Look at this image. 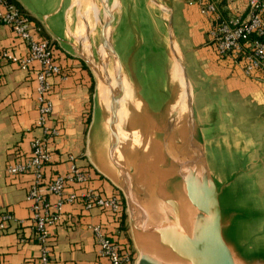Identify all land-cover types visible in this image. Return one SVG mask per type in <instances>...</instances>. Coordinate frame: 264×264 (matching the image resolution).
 Masks as SVG:
<instances>
[{
	"label": "water",
	"instance_id": "obj_1",
	"mask_svg": "<svg viewBox=\"0 0 264 264\" xmlns=\"http://www.w3.org/2000/svg\"><path fill=\"white\" fill-rule=\"evenodd\" d=\"M144 1L167 17L161 36L149 20V34L129 27L113 43L100 0L97 34L77 9L72 41L55 39L93 80L85 158L123 200L134 264H264L260 160L199 116L172 9Z\"/></svg>",
	"mask_w": 264,
	"mask_h": 264
},
{
	"label": "crops",
	"instance_id": "obj_2",
	"mask_svg": "<svg viewBox=\"0 0 264 264\" xmlns=\"http://www.w3.org/2000/svg\"><path fill=\"white\" fill-rule=\"evenodd\" d=\"M8 1L38 23L40 35L55 45L61 68V76L48 80L52 112L46 126L56 128L59 137L49 145L51 163L44 168V185L40 192L45 193L46 184L54 177L64 176L74 167L86 175V181L66 185L64 195L87 191L110 195L111 185L93 171L85 158V121L88 109H92V77L66 45L55 41H72L77 28L75 4H79L78 0ZM167 1L184 64L198 90L195 105L199 116L204 120L217 117L218 141L254 151L255 160H260L256 172L264 182V83L245 78L239 66L216 57L207 36L209 20L200 14L194 3L198 0ZM206 1L218 4L220 0ZM231 8L227 9L225 4V13ZM0 49L18 57L27 53L12 31L3 26H0ZM37 70L36 63L26 72L15 65L1 66L0 216L9 213L24 223L20 227L10 225L0 232V264H35L40 251L27 222L30 202L26 194L31 177L5 175L8 165L28 158L30 142L43 137V130L37 125ZM69 156L75 159L73 164L68 162ZM49 200L55 202L56 198L49 197ZM59 216V223L48 229L51 264H95L98 261L92 234L95 226H101L119 242L127 239V233L117 234V225L98 209L85 210L79 203L66 204Z\"/></svg>",
	"mask_w": 264,
	"mask_h": 264
},
{
	"label": "built area",
	"instance_id": "obj_3",
	"mask_svg": "<svg viewBox=\"0 0 264 264\" xmlns=\"http://www.w3.org/2000/svg\"><path fill=\"white\" fill-rule=\"evenodd\" d=\"M238 3H237V2ZM225 0L231 11L223 15L217 4L198 0L194 2L202 16L208 18L209 43L217 58L240 67L245 78L264 83V0ZM235 5V6H234ZM0 26L9 28L25 46L26 55L18 57L6 49H0V74L3 64L15 65L21 71H28L35 63L37 88V125L43 130V137L30 142L28 158L5 168V175L16 177L29 175L30 186L27 200L30 202L27 222L33 233V241L40 247L35 264H51L48 229L59 223V212L63 205L79 203L85 210L98 209L108 215L115 225H120L125 214L123 200L118 192L108 196L87 191L83 194L64 195L68 184H82L86 175L74 167L64 176H56L44 185V168L51 163L49 145L59 137L56 128L46 126L52 112L48 98L51 86L49 79L61 76V68L54 61L56 47L51 40L40 35V27L35 20L8 0H0ZM73 164L72 156L67 158ZM49 197H55L51 202ZM24 222L15 220L9 213L0 216V232L10 225L20 227ZM97 259L95 264H134L135 253L130 247L109 240L101 226L92 229ZM125 243V242H123ZM126 244V243H125ZM128 247V245H124Z\"/></svg>",
	"mask_w": 264,
	"mask_h": 264
},
{
	"label": "rangeland",
	"instance_id": "obj_4",
	"mask_svg": "<svg viewBox=\"0 0 264 264\" xmlns=\"http://www.w3.org/2000/svg\"><path fill=\"white\" fill-rule=\"evenodd\" d=\"M91 7L96 10L95 6L100 10V14L102 15V8L100 7V0H89ZM116 1L117 5L114 6L113 3ZM159 1L161 4L167 3V0H156ZM79 4H75V8L78 9L79 12L82 14L84 13L86 16L89 17V22L92 29L96 30V34L98 33L99 28L101 27V17L99 14L100 21L96 20V18H93L91 13L87 12V6L83 2L81 3L78 0ZM109 6L111 9H113V18L111 20V33H112V41L115 43L119 38H123L126 40L125 37H123V34L125 33L129 27H132V32H135L136 34L143 33L149 34V20L153 21L151 22L154 27H156V34L157 36H161L160 34L163 32H160L161 22H165L166 15L159 12L157 9L153 8L145 2L144 0H108ZM114 7V8H113ZM169 8V6H167ZM75 9V10H76ZM87 13V14H86ZM92 16V17H91ZM120 39V40H121ZM206 103V102H205ZM91 118V114H90ZM237 122V121H236ZM235 122V123H236ZM89 125V124H88ZM88 127V126H87ZM87 127L86 131H87ZM227 138V135L224 136ZM114 190V189H113ZM127 219V217H126ZM127 229H128V223H127ZM127 239L124 241L135 253V258L137 259V254L134 250L133 244L130 239V233L128 229V235ZM135 259V261H136ZM135 263V262H134Z\"/></svg>",
	"mask_w": 264,
	"mask_h": 264
},
{
	"label": "trees",
	"instance_id": "obj_5",
	"mask_svg": "<svg viewBox=\"0 0 264 264\" xmlns=\"http://www.w3.org/2000/svg\"><path fill=\"white\" fill-rule=\"evenodd\" d=\"M217 7L219 9V11L223 14V15H226L225 11H224V8H225V0H220L219 3L217 4ZM56 55H57V50H55V53L53 54V58H54V61L57 63V59H56ZM58 64V63H57ZM60 67V66H59ZM93 88H94V85L92 84V91H93ZM90 114H91V107L88 109L87 111V115H86V121H85V125L86 127L88 126L89 122H90ZM111 194H116V192L112 189V193ZM112 224H114V222H112ZM116 231H117V234H119V232H126L128 235V229H127V219H126V215L123 213L122 214V218H121V223L120 225L116 226ZM106 235L108 236L109 240L113 243H117V244H123L122 246L126 249L129 248L124 246L126 245L125 243L123 242H119L118 240L114 239L113 237L109 236L107 233ZM131 249V248H130Z\"/></svg>",
	"mask_w": 264,
	"mask_h": 264
},
{
	"label": "bare ground",
	"instance_id": "obj_6",
	"mask_svg": "<svg viewBox=\"0 0 264 264\" xmlns=\"http://www.w3.org/2000/svg\"><path fill=\"white\" fill-rule=\"evenodd\" d=\"M81 3H85L86 4V6H87V12L88 13H91L92 14V16H93V18H96V20H98V21H100V19H99V9L95 6V8H96V10H94L92 7H91V4H90V1L89 0H79ZM108 1V0H107ZM117 2L116 1H114V3H113V5L114 6H116L117 4H116ZM108 5H109V3H108ZM87 14V13H86ZM85 15V14H84ZM91 16V17H92ZM85 17L87 18V19H89V17L88 16H86L85 15ZM90 20V19H89Z\"/></svg>",
	"mask_w": 264,
	"mask_h": 264
}]
</instances>
